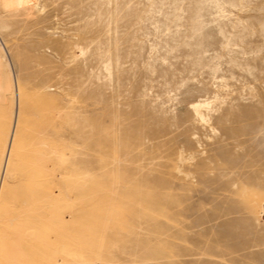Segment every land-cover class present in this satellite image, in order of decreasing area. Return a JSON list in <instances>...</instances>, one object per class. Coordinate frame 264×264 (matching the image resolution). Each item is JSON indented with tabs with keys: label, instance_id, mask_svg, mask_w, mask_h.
Here are the masks:
<instances>
[{
	"label": "rangeland",
	"instance_id": "obj_1",
	"mask_svg": "<svg viewBox=\"0 0 264 264\" xmlns=\"http://www.w3.org/2000/svg\"><path fill=\"white\" fill-rule=\"evenodd\" d=\"M36 2L0 26L18 88L0 104V153L19 104L6 189L20 199L13 177L51 159L56 197L37 202L75 239L91 228L79 263L264 264V0ZM100 139L103 160L88 148ZM81 157L90 169L68 171ZM8 213L0 264L25 224ZM58 224L37 225L38 252Z\"/></svg>",
	"mask_w": 264,
	"mask_h": 264
},
{
	"label": "bare ground",
	"instance_id": "obj_2",
	"mask_svg": "<svg viewBox=\"0 0 264 264\" xmlns=\"http://www.w3.org/2000/svg\"><path fill=\"white\" fill-rule=\"evenodd\" d=\"M36 5H37L36 0H0V26H2L1 24H3L5 22V15L7 13L15 11V10H19V9H22V10H24L26 8L28 9V8L33 7V6L35 7ZM7 53H8V50L5 46L4 41L2 40V38L0 36V104L1 105L9 104V102H8L9 94L12 93L14 95H17V90H18L16 73L13 69V65L10 61V58L7 57ZM12 61H13V59H12ZM13 64H14V68H15L14 61H13ZM13 103H14V99H12V101L10 103V105H11L10 107L13 108L12 109V123L10 124L8 135L4 141L3 149L0 153V218H2V217L6 218L5 215L8 212H10V209H12V207H17L18 212H20V214L24 215V216H21V218L22 217H23V219L25 218L24 219L25 224L23 223L24 225L21 227L18 226L19 227V229H18L19 234L16 233L15 237L16 236H19V237H16L14 239L12 238L13 239L12 242L9 243L11 245L14 244V248L10 249V251H9L10 252V258H12V262L10 264H72L70 262H72V261L74 262L75 260H77V263H79L84 258L83 256L88 251H90V247L86 244V239L88 236V231L91 228H88L86 231L84 230L82 237L78 236L75 239V236L72 235L73 229L70 227L72 219L69 221H63V218H62L63 215H61L62 213L58 209L55 210V211L58 210L57 212L53 211L54 209L53 210L51 209L52 204L50 203V201H49V203L51 205H49V207L51 206L50 207L51 211H47L45 209L48 205L47 204L48 202L47 203L46 202L45 203L44 202L43 203L37 202L38 198H40L43 195H48V196L51 195L52 198L54 195L52 193V191H53V188L55 186V177L53 174V172L55 171L53 169L55 167V165L53 166L54 163L51 162V159H47L46 163H41V167L38 170H36V171L34 170V172H36L37 174H33L34 172L31 171V172H24L23 174H17L15 177H13V178H15V180L18 179L19 183L21 180H23V182L20 183V186L22 187L21 194L19 196L20 199L16 198L19 194L17 193L18 195H16L15 189H8V188L6 189L5 175H6V172L8 173V171L13 169V167H11V165H12L11 162L13 161V150L15 148V138L17 136V131H18L17 130V123H18V109H19L18 106H19V104H18L17 98H15V106L13 105ZM207 105H208V100H206V99H198V100H195V101L190 103V108L192 109L195 117L198 120H200L201 122L207 121V115H206V112L204 111V108ZM44 143H46V142H44ZM105 143L106 142L103 141L102 139H100L96 142L93 141V143L88 144V148L90 149V152H94V151L97 152L98 157H100L103 160L104 155L106 154V152L104 151ZM117 144H119V146L123 145L122 143H119V141L117 139V141L114 143V147H113L114 150L113 151H115V147L116 148L118 147V149L121 148V147L119 148V146ZM42 151L45 154V148H43ZM180 159H181V157H180ZM64 160H66V159H64ZM64 160H63V162H65ZM90 163H92L91 159H88V158L84 159L82 157L77 158L75 161L72 160L71 163H68L69 167L67 170L72 171V173L87 172L91 167ZM61 165H65V164H61ZM65 166H67V165H65ZM62 167H61V169L63 171ZM64 168H66V167H64ZM68 171H67V173H68ZM43 172H45V174L47 175V178L45 180H42V181L36 180L35 178L38 176V173L43 175ZM60 182H63V180ZM67 184H68V182H67ZM68 186H66V187H68ZM60 188H62V186ZM65 189H66L65 192L61 195L62 198L64 199V201H65V198L69 197V189H67V188H65ZM59 190L61 192V189H59ZM58 193H59V191H58ZM48 199H49V197H48ZM59 199H58V201L61 200V199L60 200ZM53 203H57V202H53ZM66 208H68V207H66ZM62 209H63V207H62ZM15 213H17V212H15ZM7 215L9 217V213ZM10 216H11V214H10ZM118 217L121 221L126 220L125 219L126 217L123 214H121V215L119 214ZM10 218H12L11 220L14 219L13 216H11ZM20 220L23 221L22 219H20ZM20 220H19V222H20ZM10 221H9L8 225L10 224ZM15 222L18 223L17 220ZM56 222H58L60 224V225L59 224L58 225L60 227H63L65 230L64 231L61 230V232H56L55 230L49 229L51 231V234L50 233L49 234L52 237L51 238L50 236H48V237H50V239H49L50 243H48V246L46 243H44V244H46V247H44V249L46 248L45 252H43V253L38 252V250L35 249V243L37 242V239L39 237L38 233L36 232L37 225H39V224H43V225L44 224H46V225L51 224L53 226H51L50 228H52V227L55 228L54 223H56ZM21 223L22 222H20L18 224H21ZM58 228H57V230H58ZM14 229H15V227H14ZM39 229L42 230V228H40V227H39ZM37 230H38V228H37ZM49 230H47V231L49 232ZM39 232H41V231H39ZM43 233H45V232H43ZM0 234H1V232H0ZM101 234H102V232H101ZM101 234H100V237L102 236ZM100 237H97V238L100 239ZM42 239L43 238H41V240ZM46 239L48 240V238H46ZM102 239L100 241H102ZM87 240H89V239H87ZM20 241H22V242L19 243ZM103 241L105 242V239H103ZM104 242H103V244H104ZM36 244H38V243H36ZM44 244L42 246H45ZM98 244H97V248H98ZM36 246H38V245H36ZM77 246H78V248L80 247L81 250L76 248ZM99 246H100V244H99ZM101 246H102V244H101ZM30 249H32L33 251L35 250V253L31 254L29 251ZM53 251H54V253L56 251L60 256L59 255L55 256L54 253H52ZM91 251H90V253H91ZM16 262H19V263H16ZM79 264H86V263H79Z\"/></svg>",
	"mask_w": 264,
	"mask_h": 264
}]
</instances>
